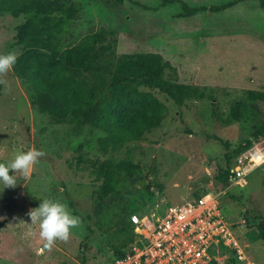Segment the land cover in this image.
<instances>
[{
	"label": "rangeland",
	"instance_id": "374dc122",
	"mask_svg": "<svg viewBox=\"0 0 264 264\" xmlns=\"http://www.w3.org/2000/svg\"><path fill=\"white\" fill-rule=\"evenodd\" d=\"M182 1L208 7L232 0ZM74 2L78 13L60 37L29 32L22 17L0 10V54L50 60L54 45L67 47L105 28L117 55L159 53L174 68L165 77L190 97L177 105L157 88L140 86L167 106V116L138 140L103 152V130L88 121L55 123L31 104L13 70L2 77L0 162L32 148L44 155L27 175L10 173L17 186L0 193V264H104L134 238L132 213L192 201L215 186L226 154L232 163L242 153L264 152V136L256 134L264 124V9L255 0L183 18L176 17L179 3L160 6L159 0ZM80 76L89 86V76ZM247 140L250 146L236 154ZM108 172L118 181L116 193L106 192ZM45 198L66 203L80 220L68 240L50 249L28 216ZM220 208L243 251L264 264V244L249 224L255 215L264 217V163L245 187L220 198ZM220 254L224 264H237L234 255Z\"/></svg>",
	"mask_w": 264,
	"mask_h": 264
},
{
	"label": "trees",
	"instance_id": "16d2710c",
	"mask_svg": "<svg viewBox=\"0 0 264 264\" xmlns=\"http://www.w3.org/2000/svg\"><path fill=\"white\" fill-rule=\"evenodd\" d=\"M244 1L250 0H232L208 7H192L182 0H159V5L179 3L181 11L176 17L183 18L204 11L220 12ZM255 1L264 9V0ZM0 10L22 17L29 32H49L60 37L68 32L79 9L74 0H0ZM107 34L105 28H100L88 32L73 45L64 48L54 45L56 54L50 60L18 57L13 69L31 104L52 121L73 125L88 121L103 130L106 133L103 152L138 140L167 116V106L150 91L139 89L140 86L157 88L177 105L190 97L187 91H177L175 84L165 77L166 71L174 68L159 53L117 55L115 41H110ZM81 73L89 76V86L85 85L86 79ZM256 134L264 136V124L257 128ZM250 144L251 140H247L236 149V154ZM225 160L226 167L213 179L215 183L224 184L227 180L229 154ZM105 179L106 192L116 193L118 181L113 173H106ZM249 224L255 226L264 244V217L255 215ZM2 225L0 222V228ZM132 240L133 237L127 244ZM127 244L113 254L121 255Z\"/></svg>",
	"mask_w": 264,
	"mask_h": 264
},
{
	"label": "built area",
	"instance_id": "2783aa9c",
	"mask_svg": "<svg viewBox=\"0 0 264 264\" xmlns=\"http://www.w3.org/2000/svg\"><path fill=\"white\" fill-rule=\"evenodd\" d=\"M263 163L260 150L242 153L230 163L224 184L213 182L192 201L132 213L133 240L121 255L104 258V264H224L222 252L234 255L237 264H254L225 218L220 198L234 187H245L252 170Z\"/></svg>",
	"mask_w": 264,
	"mask_h": 264
},
{
	"label": "clouds",
	"instance_id": "9594fccd",
	"mask_svg": "<svg viewBox=\"0 0 264 264\" xmlns=\"http://www.w3.org/2000/svg\"><path fill=\"white\" fill-rule=\"evenodd\" d=\"M17 60L14 51L0 54V85H7L2 77L14 69ZM43 155V151L32 148L26 152H17L8 162H0V193L6 188L17 186L16 176L10 173L19 171L27 175ZM40 200L38 207L31 209L28 216L31 224L39 226V236L46 242L45 247L50 249L56 240H68L70 230L76 228L80 220L66 203L47 198Z\"/></svg>",
	"mask_w": 264,
	"mask_h": 264
},
{
	"label": "water",
	"instance_id": "95a60500",
	"mask_svg": "<svg viewBox=\"0 0 264 264\" xmlns=\"http://www.w3.org/2000/svg\"><path fill=\"white\" fill-rule=\"evenodd\" d=\"M143 184V181H139V185H142Z\"/></svg>",
	"mask_w": 264,
	"mask_h": 264
}]
</instances>
